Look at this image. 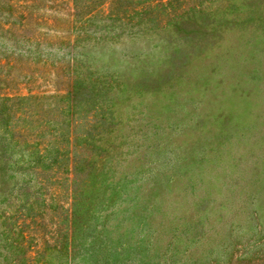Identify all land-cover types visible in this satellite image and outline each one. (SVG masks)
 I'll list each match as a JSON object with an SVG mask.
<instances>
[{"label": "rangeland", "instance_id": "obj_1", "mask_svg": "<svg viewBox=\"0 0 264 264\" xmlns=\"http://www.w3.org/2000/svg\"><path fill=\"white\" fill-rule=\"evenodd\" d=\"M0 264H264V0H0Z\"/></svg>", "mask_w": 264, "mask_h": 264}]
</instances>
